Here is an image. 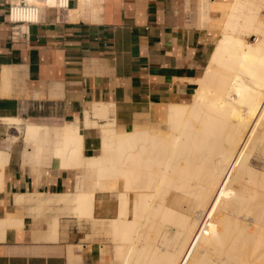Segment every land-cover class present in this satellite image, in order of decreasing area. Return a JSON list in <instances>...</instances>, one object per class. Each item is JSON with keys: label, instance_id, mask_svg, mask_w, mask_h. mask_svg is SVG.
<instances>
[{"label": "crops", "instance_id": "crops-1", "mask_svg": "<svg viewBox=\"0 0 264 264\" xmlns=\"http://www.w3.org/2000/svg\"><path fill=\"white\" fill-rule=\"evenodd\" d=\"M232 1L69 0L44 8L39 23L13 24L10 0H0V264H67L69 245L82 264H119L113 243L71 212V195L92 191L93 172L60 166L56 150L65 130L78 127L82 157L100 156V124L129 131L187 99ZM100 105L106 118L93 114ZM85 111L98 126L85 125ZM29 126L41 137L30 138ZM91 211L114 217L115 198L95 191Z\"/></svg>", "mask_w": 264, "mask_h": 264}, {"label": "bare ground", "instance_id": "bare-ground-1", "mask_svg": "<svg viewBox=\"0 0 264 264\" xmlns=\"http://www.w3.org/2000/svg\"><path fill=\"white\" fill-rule=\"evenodd\" d=\"M219 27L194 91L162 107L158 121L129 131L114 120L100 124L102 153L87 159L79 128H67L56 150L60 166L93 172L92 191L71 195L70 211L110 239L121 264H264V171L251 164L258 151L264 157V0H233ZM27 135L38 139L40 128L27 127ZM95 191L115 198L114 217H93ZM66 261L82 264L72 245Z\"/></svg>", "mask_w": 264, "mask_h": 264}, {"label": "built area", "instance_id": "built-area-1", "mask_svg": "<svg viewBox=\"0 0 264 264\" xmlns=\"http://www.w3.org/2000/svg\"><path fill=\"white\" fill-rule=\"evenodd\" d=\"M69 0H54L52 5H38L27 3L26 0H10L9 2V19L13 24L19 23H39L41 21V11L44 8H66ZM17 11L18 13L24 14L27 18L24 20L12 19V12ZM18 30V29H16ZM18 32H13V36H16Z\"/></svg>", "mask_w": 264, "mask_h": 264}, {"label": "rangeland", "instance_id": "rangeland-1", "mask_svg": "<svg viewBox=\"0 0 264 264\" xmlns=\"http://www.w3.org/2000/svg\"><path fill=\"white\" fill-rule=\"evenodd\" d=\"M219 24V23H218ZM218 27H219V25H217ZM219 29H220V27H219ZM219 32H220V30H219ZM251 40H255V38L254 37H252L251 38ZM108 114V113H107ZM100 118H106V117H100ZM262 154V152H260V151H258V156L257 155H255L254 156V158H253V160L251 161V164L254 166V167H256V168H258V169H260V170H263L264 171V157H263V154ZM260 155V156H259ZM261 220V219H260ZM262 221H264V218L262 217V220L260 221V224H264V222H262ZM258 223H259V221H258ZM262 224V225H263ZM101 237H103V239H109V238H106V237H104V236H101ZM102 239V238H101ZM110 240V239H109ZM103 247L101 248L100 247V252H101V255H105L106 254V252H107V250H108V248L107 247H105L103 244H101ZM104 250V251H103ZM113 252H114V258H115V260L119 263V264H121V261L119 260V257L116 255V252H115V248H114V246H113ZM120 261V262H119Z\"/></svg>", "mask_w": 264, "mask_h": 264}]
</instances>
